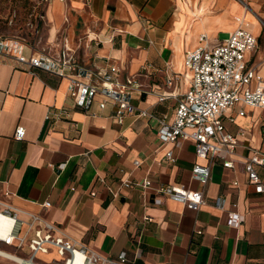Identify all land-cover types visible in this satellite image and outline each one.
<instances>
[{
  "label": "crops",
  "instance_id": "1",
  "mask_svg": "<svg viewBox=\"0 0 264 264\" xmlns=\"http://www.w3.org/2000/svg\"><path fill=\"white\" fill-rule=\"evenodd\" d=\"M24 1L35 9L37 0ZM248 3L264 23L261 3ZM43 12L36 49L55 56L67 47L93 71L118 67L121 79L134 77L141 85L133 105L167 120L177 104L173 96L180 98L189 87L185 55L203 45V36L212 49L222 41L219 34L228 36L238 27L236 19H243L258 41L248 64L257 65L264 55V38L257 35L264 26L235 0H55ZM258 70L264 76V62ZM172 74L177 80L168 87L166 78ZM67 86L66 78L0 54V201L17 218L41 216L104 256L125 253L131 264H264V194L252 192L240 162L250 149L264 151V111L243 106L229 111L235 123L226 122L227 130H241L234 169L217 163L209 182L201 185L191 180V168L205 161L196 158L191 142L163 144L157 123L134 115L117 125L111 104L100 111L95 102L94 115L86 114L75 107ZM162 94L168 97L160 102ZM239 109L243 117L237 116ZM18 127L25 131L21 140L14 136ZM168 151L174 163L166 161ZM259 174L264 183V171ZM146 180L148 189L123 187ZM167 185L202 191L205 203L189 210L157 193ZM218 197L226 205L236 202L246 214L240 227L228 226L214 205ZM45 202L51 207L44 208ZM31 234L26 227L20 232L26 240ZM0 250L22 258L29 253L15 241L0 243ZM34 262L59 264V258L51 249ZM0 264L16 263L0 257Z\"/></svg>",
  "mask_w": 264,
  "mask_h": 264
},
{
  "label": "built area",
  "instance_id": "2",
  "mask_svg": "<svg viewBox=\"0 0 264 264\" xmlns=\"http://www.w3.org/2000/svg\"><path fill=\"white\" fill-rule=\"evenodd\" d=\"M55 0H37L35 10L30 14L25 27L32 37L40 35L41 25L45 20L43 8ZM63 1V0H61ZM242 5L244 11L251 12L264 26L263 20L249 6L248 0H235ZM261 10L264 11L263 0ZM238 27L230 32L214 48L210 49L205 36L201 38L203 45L186 53L184 67L189 73L188 90L180 98L173 96L177 104L173 110L172 119L163 116L156 117L147 110H141L133 105L136 94H140L141 85L134 77L121 79L119 69L110 65L99 71H93L80 63L74 52L64 47L59 54L52 56L44 50L36 49L35 42L16 37L0 38V54L13 57L19 64L31 70H40L58 78L68 80L67 91L76 108L86 114L91 112L95 102L100 111L108 104L113 107L112 121L121 125L126 116L134 115L147 121L157 123V136L161 143L178 144L179 141H189L193 145L196 158L205 161L195 163L191 168V180L206 185L210 180L211 167L219 163L222 168L234 169L239 140L237 134L226 128V122L235 123V117L229 111L235 107H248L264 111V76L258 70L264 62L250 66L247 55L257 49V38L243 27V19H236ZM29 51L27 56L25 53ZM177 80L175 74L166 78V86L171 87ZM166 94L159 95L158 101L167 99ZM100 98V100H97ZM237 116L243 117L245 112L236 111ZM49 116L46 117V119ZM264 132V124L261 126ZM25 134L22 127L15 130V138L21 140ZM166 161L175 162L171 151L165 153ZM243 172L247 185L255 195L264 194V183L259 171H264V151L250 149L247 157H241ZM60 165L59 169H63ZM140 185L144 189L150 187L149 181L141 184L124 182L123 187L130 188ZM234 187L238 186L235 181ZM157 193L179 202L189 210L197 211L204 203L202 191H191L179 185L160 186ZM159 204V201L156 202ZM215 207L223 212L228 226L240 227L246 214L238 211L236 202L226 205L224 197L215 200ZM48 209L49 202L42 205ZM0 220L7 221L8 226L0 229V243L16 242L21 249L27 246L28 256H14L0 250V257L16 264H39L34 262L38 254H47L53 249L59 258V264H131L125 253L116 258L104 256L84 243L67 236L62 229L42 218L31 214L28 221L17 218L14 209L0 201ZM32 232L30 238L20 236L22 228Z\"/></svg>",
  "mask_w": 264,
  "mask_h": 264
},
{
  "label": "rangeland",
  "instance_id": "3",
  "mask_svg": "<svg viewBox=\"0 0 264 264\" xmlns=\"http://www.w3.org/2000/svg\"><path fill=\"white\" fill-rule=\"evenodd\" d=\"M33 5L29 2L26 3L24 0H9L0 5V31L3 37H16L26 39L27 41L35 42V45H39L42 41V35L32 37L31 32L25 27L30 14L34 12ZM254 27V25H253ZM253 30V28H251ZM254 31V30H253ZM256 31V30H255ZM257 35L260 39L264 38V27L262 30H258ZM227 35L219 34L218 39L223 40ZM264 42L260 48H263ZM260 52L256 55L255 63L260 62ZM256 113L254 110L251 112ZM252 114V115H253ZM264 116V112L261 113L260 118Z\"/></svg>",
  "mask_w": 264,
  "mask_h": 264
},
{
  "label": "bare ground",
  "instance_id": "4",
  "mask_svg": "<svg viewBox=\"0 0 264 264\" xmlns=\"http://www.w3.org/2000/svg\"><path fill=\"white\" fill-rule=\"evenodd\" d=\"M7 226H8L7 221L0 220V229L7 227Z\"/></svg>",
  "mask_w": 264,
  "mask_h": 264
}]
</instances>
